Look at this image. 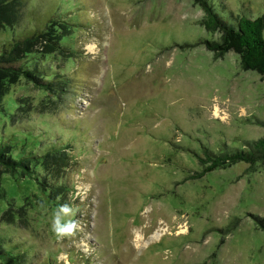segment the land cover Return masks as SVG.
Instances as JSON below:
<instances>
[{"label":"rangeland","instance_id":"rangeland-1","mask_svg":"<svg viewBox=\"0 0 264 264\" xmlns=\"http://www.w3.org/2000/svg\"><path fill=\"white\" fill-rule=\"evenodd\" d=\"M207 1L233 25L264 15V0ZM51 14L60 50L26 57L61 86L22 74L0 99L14 154L66 150L57 185L42 165L0 176V241L15 264H264V158L204 172L205 149L264 136V79L207 48L220 31L199 0H26L0 46ZM57 217L71 236L52 231Z\"/></svg>","mask_w":264,"mask_h":264},{"label":"trees","instance_id":"trees-1","mask_svg":"<svg viewBox=\"0 0 264 264\" xmlns=\"http://www.w3.org/2000/svg\"><path fill=\"white\" fill-rule=\"evenodd\" d=\"M25 2L26 0H0V29L6 26H22L18 24L23 19ZM199 2L204 10V26L208 30L220 31L218 40L212 39L206 41L207 48L212 50L216 57L223 55L229 50H233L239 55L241 68L255 70L264 79V15L254 18L242 15L236 19L233 25L223 20L207 0H199ZM52 15L40 17L43 21L42 26L36 28L22 27V31L26 32L24 36L13 37L1 44L0 99L6 90L4 85L14 81L22 74L31 78L38 86L48 90H54L56 86H61L60 81L55 83L50 81L47 78L48 75H46L47 69L41 68L36 64L37 55L26 57L28 56L26 55L27 53L32 54L38 50H41L43 53L60 50V46H62L61 40L65 35L63 33L57 36L52 34L49 26L54 19ZM57 16L60 15L57 14ZM57 19L60 22L61 28L65 29L67 25H70L64 18L57 17ZM39 46L42 49H39ZM30 56L31 65L27 62ZM59 88L63 90V87ZM244 144L245 147L243 148L225 149L218 153L205 149V160H210L211 163L204 168V172L220 167L225 161L235 162L243 160L252 163L264 158V136L246 140ZM10 147V144L0 141V176L3 173H20L22 175L29 174L33 176L36 172L32 168V164H35L44 166L43 168H46V170L52 168L50 169L52 172L46 171V173L53 177L52 180H56L55 184L58 183L57 181L61 177L59 175L60 169L67 164L64 162L65 159H63L66 156L65 149L46 151L43 154L32 149H23L14 154V151H11ZM50 161H54L56 164H50L52 163ZM44 177H46V174ZM45 182L48 183V179L43 178V183ZM56 185L51 186L54 187ZM2 244L3 242L0 241V263L15 264L17 255L6 252ZM16 264H18L17 261Z\"/></svg>","mask_w":264,"mask_h":264},{"label":"clouds","instance_id":"clouds-1","mask_svg":"<svg viewBox=\"0 0 264 264\" xmlns=\"http://www.w3.org/2000/svg\"><path fill=\"white\" fill-rule=\"evenodd\" d=\"M65 212L69 209L67 206L63 208ZM74 225H62L60 224L59 218L55 220V224L52 225V231L57 235V237L71 236L73 234Z\"/></svg>","mask_w":264,"mask_h":264},{"label":"bare ground","instance_id":"bare-ground-1","mask_svg":"<svg viewBox=\"0 0 264 264\" xmlns=\"http://www.w3.org/2000/svg\"><path fill=\"white\" fill-rule=\"evenodd\" d=\"M165 231H168V228L167 227H164L163 228ZM163 231L159 230H156L154 233L155 234H152V237H156V235H161ZM143 240H145V235H142V233H139V234H136L135 236V241H136V244H141V242H143Z\"/></svg>","mask_w":264,"mask_h":264}]
</instances>
